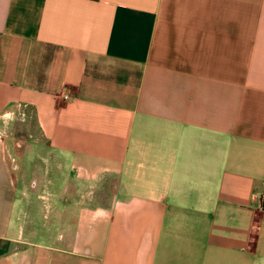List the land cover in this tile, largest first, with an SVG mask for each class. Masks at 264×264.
I'll return each instance as SVG.
<instances>
[{"label":"crops","instance_id":"0c3cea01","mask_svg":"<svg viewBox=\"0 0 264 264\" xmlns=\"http://www.w3.org/2000/svg\"><path fill=\"white\" fill-rule=\"evenodd\" d=\"M263 196L264 0H0V264H264Z\"/></svg>","mask_w":264,"mask_h":264},{"label":"built area","instance_id":"2783aa9c","mask_svg":"<svg viewBox=\"0 0 264 264\" xmlns=\"http://www.w3.org/2000/svg\"><path fill=\"white\" fill-rule=\"evenodd\" d=\"M60 93L62 94V98L64 100H68L71 97V95L68 92H66V91L62 90ZM262 203H264V196L262 197Z\"/></svg>","mask_w":264,"mask_h":264}]
</instances>
